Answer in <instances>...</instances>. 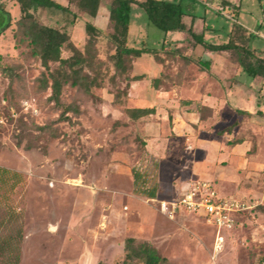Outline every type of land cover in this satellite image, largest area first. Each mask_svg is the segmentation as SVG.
Instances as JSON below:
<instances>
[{"label":"rangeland","instance_id":"1","mask_svg":"<svg viewBox=\"0 0 264 264\" xmlns=\"http://www.w3.org/2000/svg\"><path fill=\"white\" fill-rule=\"evenodd\" d=\"M61 1L69 11L39 7L35 14L65 29L82 49L83 12L77 0ZM225 1L182 0L186 25L193 18V30L206 41L231 40L248 51L210 53L186 32L183 40L168 41L178 32L158 29L132 4L128 45L162 43L164 63L151 54L136 58L128 74L145 77L131 81L117 103L114 94L126 80L111 77L113 28L101 13L91 68L96 75L100 67L99 84L89 92L62 87V103L79 107L78 114L67 113L69 121L59 119L61 108L50 99L51 80L41 89L48 73L14 35L19 7L15 0L2 3L10 25L0 32V169H6L0 170V264H143L125 258L128 238L155 247L166 259L161 264H261L264 112L256 113V102L264 98V0H242L241 6L230 0L229 8ZM104 7L109 9V0ZM62 52L71 54L66 46ZM200 60H209V68ZM246 65L261 71L248 77ZM56 66L50 63L51 69ZM3 67L10 70L3 73ZM153 74L161 86L154 87ZM206 95L216 114L200 108ZM143 106H154L155 112L138 120L125 113ZM239 107L253 113L240 114ZM234 122L230 132L219 134ZM235 138L243 144L232 145ZM133 168L144 173L141 186L156 185L154 198L139 192ZM202 181L242 205L230 228L218 233L182 209L172 215L160 209L162 201L171 209L170 202Z\"/></svg>","mask_w":264,"mask_h":264},{"label":"trees","instance_id":"2","mask_svg":"<svg viewBox=\"0 0 264 264\" xmlns=\"http://www.w3.org/2000/svg\"><path fill=\"white\" fill-rule=\"evenodd\" d=\"M19 6V18L16 20L15 36H19V40L25 42L33 54L40 62L44 70L48 73L47 76L41 78V89L48 86V79L51 80V95L50 99L56 106L61 108L59 119L69 121L67 115L69 111L75 114L79 113V107L73 104H64L60 99L62 87L66 84L79 86L84 91L89 92L93 86H97V73H100V67H96V75L92 74V64L97 60L96 41L101 35L102 30L92 24L90 21L84 22L85 42L83 48H78L71 39L70 34L61 27L48 25L40 21L35 11L39 7L54 8L63 12L69 11L68 6H64L55 0H16ZM102 0H77V7L89 16H95L100 2ZM137 4L145 12L147 19L158 29L169 31L186 32L193 40L194 45H201L208 51H226V50H242L248 51L238 43L227 40L226 42H208L204 38V34L197 33L193 30V18L189 25H186V12L183 7L182 0H109V20L112 24V33L109 35L113 42V60L114 72L111 77L123 76L126 80V86L122 91L117 90L114 94V102H119L121 94H127V89L131 81L141 80L145 74L129 75L128 72L132 68V62L143 54H151L160 63H164L159 51L165 49L160 43L159 48L150 47L146 41L140 47L128 45V33L130 28L131 6ZM226 8L231 7L230 2H224ZM0 32L10 25V14L6 11L0 2ZM63 46H66L71 54L63 56ZM169 53L175 50L166 49ZM184 59L187 60V57ZM50 63H57L54 69L50 68ZM199 63L206 68H209V60H200ZM99 64V63H98ZM98 64L96 66H98ZM259 67V66H258ZM262 67V66H260ZM4 73L9 71V67L1 68ZM244 70L248 77H254L260 73V69L250 65L244 66ZM264 75V70H263ZM160 76L152 78V83L157 86L160 81ZM185 100V103H189ZM202 109H210L206 105H200ZM240 114L250 115V112L237 110ZM155 112L154 106L143 107H127L125 113L128 118L138 120L144 116ZM258 113V111L256 112ZM235 125V122L226 126L219 134L230 132ZM143 141V140H142ZM242 138H235L231 144L236 145L242 143ZM6 171V169H0ZM133 181L137 185V189L141 194L149 198L156 196L157 187L154 184L151 187H144V173L137 168L132 169ZM140 185V186H139ZM125 258H138L143 264H161L166 259L161 256L155 247L147 242L134 244L133 238H128L125 243ZM261 264H264V255L260 258ZM97 264H108L98 262Z\"/></svg>","mask_w":264,"mask_h":264},{"label":"built area","instance_id":"3","mask_svg":"<svg viewBox=\"0 0 264 264\" xmlns=\"http://www.w3.org/2000/svg\"><path fill=\"white\" fill-rule=\"evenodd\" d=\"M170 204L168 209L167 202L162 201L160 209L168 210L171 215L176 209H182L215 226L218 233L233 225V213L242 208L238 201L220 197L207 181L192 184Z\"/></svg>","mask_w":264,"mask_h":264},{"label":"crops","instance_id":"4","mask_svg":"<svg viewBox=\"0 0 264 264\" xmlns=\"http://www.w3.org/2000/svg\"><path fill=\"white\" fill-rule=\"evenodd\" d=\"M5 0H0V2L1 3H5L4 2ZM55 1H57V2H59L60 4H62V5H64V6H66L65 4H63V2L61 1V0H55ZM106 0H102L101 2H100V5H99V8H98V11H97V13H96V15L95 16H89L88 14H86V13H84L83 12V15H84V22L85 21H90L92 24H94L95 26H97L98 28H101L102 29V27H101V25H99L98 24V18H99V16H101V13H103L104 11H105V14H106V18L107 19H109V9H107L106 7H104L103 8V3L105 2ZM228 2H230V4H231V2L232 1H230V0H227ZM15 2H16V5L18 6V3H17V1L15 0ZM241 2H242V0H239V5L241 6ZM107 4H108V2H107ZM16 6V7H17ZM19 7V6H18ZM102 8H103V11H102ZM5 9V8H4ZM20 14V13H19ZM240 15V14H239ZM239 17V16H238ZM237 20H238V18L236 19V20H234L236 23H237ZM83 25H84V23H83ZM130 29V28H129ZM169 32H173V33H176V32H178V34H173L174 36L173 37H170L169 39H168V41H173V42H178V41H181V40H183L184 39V37H185V34H184V32H182V31H169ZM205 37H206V35H205ZM164 41H167V39H164ZM260 50L264 53V49H262V48H260ZM210 53L212 52V51H209ZM160 65L158 64V69H160ZM156 76H158V75H152V77H156ZM158 86H161L162 84H161V82H158V84H157ZM171 87H173V85H171ZM204 100L201 102V104L202 105H206V106H208L209 108H210V110L213 112V114H216V112H217V109H216V107H214V104L212 103V101H211V97L210 96H208V95H206L205 96V98H203ZM214 100H216V99H214ZM256 105H257V110H256V112L258 111V110H262L263 112H264V98L261 100L260 98H258L257 99V102H256ZM238 110H244V111H247V112H250V115L253 113L250 109H243V108H238ZM241 144H243V143H239V144H236L237 146L236 147H238V146H241ZM264 197V196H263ZM264 241V240H263Z\"/></svg>","mask_w":264,"mask_h":264}]
</instances>
